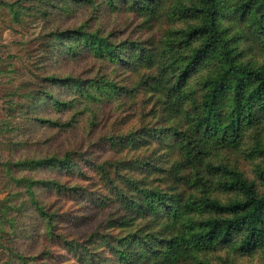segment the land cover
Segmentation results:
<instances>
[{"label": "trees", "instance_id": "obj_1", "mask_svg": "<svg viewBox=\"0 0 264 264\" xmlns=\"http://www.w3.org/2000/svg\"><path fill=\"white\" fill-rule=\"evenodd\" d=\"M38 20L37 88L0 119V262L264 251V66L238 44L264 52V0H0V37Z\"/></svg>", "mask_w": 264, "mask_h": 264}, {"label": "rangeland", "instance_id": "obj_2", "mask_svg": "<svg viewBox=\"0 0 264 264\" xmlns=\"http://www.w3.org/2000/svg\"><path fill=\"white\" fill-rule=\"evenodd\" d=\"M224 22L228 25L230 24L229 20H224ZM233 30L235 31L232 34L241 31L238 27H235ZM47 31L44 22L38 20L25 26L16 25L14 30H8L4 33L3 37H0V81L4 82V87L0 90V119L9 116L8 102L10 92L19 86H22L21 89L24 92L37 88L35 83L38 82V78L32 72L33 60L29 56V51ZM242 35L244 34L242 33ZM245 40V37H243L238 42L239 46L245 52L243 60L264 66V52ZM261 132L262 138L264 139V124L261 126ZM11 139L10 133L0 130V152H9ZM4 163L5 160L0 155V200L4 199L10 192V188L6 184L9 175L4 170ZM217 196L223 200L227 197L225 193L221 192H218ZM7 244V240L0 236V259L3 256L10 259L9 250L5 248ZM33 251H35V246L33 247ZM212 255L215 258H218L220 255L227 256L228 264H264V251H258L253 255L240 257L232 249L228 248L218 253L209 254L208 256L213 258ZM0 264L3 263L0 262Z\"/></svg>", "mask_w": 264, "mask_h": 264}]
</instances>
